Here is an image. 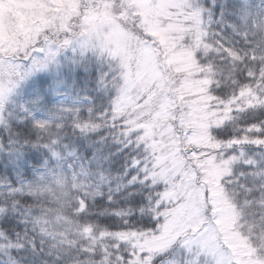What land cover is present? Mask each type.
Instances as JSON below:
<instances>
[{
  "label": "snow or ice",
  "instance_id": "snow-or-ice-1",
  "mask_svg": "<svg viewBox=\"0 0 264 264\" xmlns=\"http://www.w3.org/2000/svg\"><path fill=\"white\" fill-rule=\"evenodd\" d=\"M0 264H264V0H0Z\"/></svg>",
  "mask_w": 264,
  "mask_h": 264
}]
</instances>
